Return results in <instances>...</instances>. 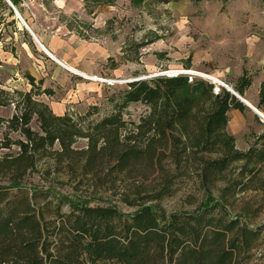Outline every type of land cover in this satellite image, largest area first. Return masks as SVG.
Returning <instances> with one entry per match:
<instances>
[{
  "label": "trees",
  "instance_id": "16d2710c",
  "mask_svg": "<svg viewBox=\"0 0 264 264\" xmlns=\"http://www.w3.org/2000/svg\"><path fill=\"white\" fill-rule=\"evenodd\" d=\"M12 1L28 21L19 0ZM185 66L191 68L190 63ZM27 78L32 84L29 91L0 87V104L15 106L12 117L0 116V132L6 126L24 136L18 141L17 153L0 154V178L7 181L0 183V264L248 263L261 239L262 226H251L227 207L238 186L245 190L254 182L253 188L264 192V132L247 150H240L227 131L229 111H245L249 109L246 104L228 90L215 93L212 84L191 83L188 75H161L129 82L116 111L83 125L68 113L56 114L37 99L36 95L53 91L37 86L33 75ZM251 83L245 70L234 89L244 96ZM133 102L150 107L138 123H129L123 116V110ZM263 106L264 81L257 107ZM35 117L40 131L31 126ZM79 138L87 139L86 149L74 148ZM56 143L60 149L48 153ZM166 150L177 167L185 159L200 160L199 176L206 198L194 210L168 212L158 203H148L172 194L174 174L163 175L160 186L146 201L126 199L138 205L131 213L113 204L92 206L25 182L38 161L46 157L59 163L68 160L70 168L82 164L93 169L107 162L123 173L137 167L152 168L153 172L158 163L162 167ZM201 152L218 156L207 158ZM79 154L85 155L82 163ZM234 162H242L235 184L225 185L214 196L216 182L226 179L225 171Z\"/></svg>",
  "mask_w": 264,
  "mask_h": 264
},
{
  "label": "rangeland",
  "instance_id": "374dc122",
  "mask_svg": "<svg viewBox=\"0 0 264 264\" xmlns=\"http://www.w3.org/2000/svg\"><path fill=\"white\" fill-rule=\"evenodd\" d=\"M22 8L40 40L68 64L50 57L8 2L0 0V87L11 92L29 91L32 84L27 75L31 74L37 86L53 91L36 95L37 99L56 114L68 113L83 125L116 111L129 82L166 75L161 73L167 70L194 71V75L184 73L189 82L212 84L215 93L234 88L246 70L252 83L244 98L256 107L259 103L264 81V0H115L113 4L36 0L34 5ZM187 63L191 68H185ZM246 96L258 99L252 102ZM259 110L264 114V106ZM149 111L146 103L133 102L123 110V116L129 123H138ZM14 112L13 103L0 104V116L5 119ZM229 118L227 131L236 138L240 150H247L264 132V121L251 108L231 112ZM31 126L40 131L36 117ZM21 139L24 136L20 132L3 126L0 154L17 153ZM8 144L10 147H5ZM74 148L86 149L87 139L79 138ZM59 149L56 143L48 153ZM165 153L162 167L158 163L153 172L152 168L137 167L130 173L119 172L107 162L93 169L83 168L82 164L70 168L68 160L59 163L46 157L38 161L25 182L92 206L113 204L131 213L138 205H131L126 199L133 203L146 201L160 186L163 175L174 174L172 194L148 203H158L168 212L196 209L206 198L199 176L200 160L185 159L177 167L170 150ZM201 153L207 158L218 156L216 152ZM78 156V161L84 160L85 155ZM241 164L230 165L225 171L226 179L216 182L214 196L225 185L235 184L233 179ZM144 171L148 174L144 175ZM0 183L7 181L0 178ZM254 184L245 190L238 186L227 207L232 215L240 216L251 226H262L261 239L247 264H264V192L253 188Z\"/></svg>",
  "mask_w": 264,
  "mask_h": 264
},
{
  "label": "water",
  "instance_id": "95a60500",
  "mask_svg": "<svg viewBox=\"0 0 264 264\" xmlns=\"http://www.w3.org/2000/svg\"><path fill=\"white\" fill-rule=\"evenodd\" d=\"M8 2V4L12 7V9L14 10V12L16 13L17 18L20 19V21L23 23V25L27 28V30L30 32V34L32 35V37L35 39V41L40 45V47L43 48V50L51 57L54 58V60H57L58 62L63 63L61 60H59L56 56L53 55V53L40 41L39 37L37 36V34L33 31V29L29 26V24L27 23V21L25 20V18L22 16L20 10L17 8V6L13 3V1L11 0H6ZM64 64V63H63ZM161 74H168V72L166 73H161ZM187 74V73H186ZM190 74V73H188ZM193 74V73H191ZM194 75V74H193ZM147 79V78H145ZM219 89V87H218ZM229 91L234 94L238 99H240L244 104H246L248 107H250L252 110H254L264 121V114L259 110V108H257L255 105L250 104L246 99H244V97L238 92L236 91L232 86L229 89Z\"/></svg>",
  "mask_w": 264,
  "mask_h": 264
},
{
  "label": "built area",
  "instance_id": "2783aa9c",
  "mask_svg": "<svg viewBox=\"0 0 264 264\" xmlns=\"http://www.w3.org/2000/svg\"><path fill=\"white\" fill-rule=\"evenodd\" d=\"M11 1H12V0H11ZM35 2H36V0H19V4H20L21 7H30L31 5H34ZM179 74H184V73H182L181 70H179V72L176 73V74L169 75V73H168V74H166V75H169V76H176V75H179ZM190 78H191V80H192V77H190ZM224 86H227V85L224 84ZM218 92H219V91H218Z\"/></svg>",
  "mask_w": 264,
  "mask_h": 264
},
{
  "label": "crops",
  "instance_id": "0c3cea01",
  "mask_svg": "<svg viewBox=\"0 0 264 264\" xmlns=\"http://www.w3.org/2000/svg\"><path fill=\"white\" fill-rule=\"evenodd\" d=\"M25 13V12H24ZM22 14V13H21ZM23 16V15H22ZM24 17V16H23ZM25 18V17H24ZM26 20V19H25ZM27 21V20H26ZM27 23H28V21H27ZM29 24V23H28ZM29 26L33 29L34 28V26H31L30 24H29ZM36 29V28H35ZM37 30V29H36ZM33 31H34V29H33ZM35 32V31H34ZM36 33V32H35ZM37 34V33H36ZM38 37H39V35H37ZM40 39V38H39ZM41 41V40H40ZM42 42V41H41ZM43 43V42H42ZM44 44V43H43ZM45 45V44H44ZM54 55V54H53ZM58 58V57H57ZM54 59V58H53ZM59 59V58H58ZM60 60V59H59ZM63 62V61H62ZM65 63V62H64ZM66 64H68V63H66ZM62 65V64H61ZM70 65V64H69ZM63 66V65H62ZM66 68V67H65ZM78 69V68H77ZM80 70V69H79ZM245 94H246V90H245ZM244 97V96H243ZM250 101H257V99H258V96L257 97H249V96H246ZM250 108V107H249ZM235 113V112H240V110H238V109H232V110H230L229 111V116H230V113ZM247 112V111H246Z\"/></svg>",
  "mask_w": 264,
  "mask_h": 264
},
{
  "label": "bare ground",
  "instance_id": "6f19581e",
  "mask_svg": "<svg viewBox=\"0 0 264 264\" xmlns=\"http://www.w3.org/2000/svg\"><path fill=\"white\" fill-rule=\"evenodd\" d=\"M52 57V56H51ZM53 58V57H52ZM61 63V62H60ZM64 63V62H63ZM66 64V63H65ZM166 72H168L169 73V75H173V74H176V73H178L179 71H176V72H171V70H167V71H165V73ZM182 73H185L186 74V72L187 73H193V74H196L194 71H181ZM204 75V74H203ZM205 76H208V78H210V79H214L215 77H212V76H210V75H205ZM245 99V98H244ZM251 104V103H250ZM253 105V104H252ZM262 112V111H261ZM263 113V112H262Z\"/></svg>",
  "mask_w": 264,
  "mask_h": 264
}]
</instances>
